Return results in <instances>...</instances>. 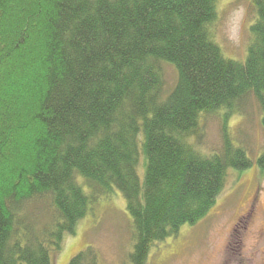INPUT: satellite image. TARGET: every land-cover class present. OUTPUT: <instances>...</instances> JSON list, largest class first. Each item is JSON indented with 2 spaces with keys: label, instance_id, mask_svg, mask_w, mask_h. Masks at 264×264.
I'll list each match as a JSON object with an SVG mask.
<instances>
[{
  "label": "trees",
  "instance_id": "16d2710c",
  "mask_svg": "<svg viewBox=\"0 0 264 264\" xmlns=\"http://www.w3.org/2000/svg\"><path fill=\"white\" fill-rule=\"evenodd\" d=\"M220 1L0 0V264H53L114 190L136 231L131 264H148L210 213L230 169L264 171L226 125L251 100L264 129V0L245 61L213 40ZM163 64L178 73L170 92ZM220 113L222 149L203 154L202 124Z\"/></svg>",
  "mask_w": 264,
  "mask_h": 264
},
{
  "label": "rangeland",
  "instance_id": "374dc122",
  "mask_svg": "<svg viewBox=\"0 0 264 264\" xmlns=\"http://www.w3.org/2000/svg\"><path fill=\"white\" fill-rule=\"evenodd\" d=\"M254 0H221L212 36L225 57L245 61L251 44L250 28L258 14ZM165 90L178 81L177 70L163 64ZM227 132L235 144L246 148L256 160L264 153V129L255 101H249L245 115L227 120ZM204 137L198 148L203 154L222 149V113L207 117ZM141 179L143 159L138 167ZM85 193L91 191L82 179ZM210 213L195 225H184L178 235L157 243L148 264H264V171L257 164L245 171L230 169L224 189ZM135 228L124 196L114 190L91 205L80 220L75 235H65L62 250L52 254L53 264H69L73 257L91 247L99 264H131ZM24 264V263H21Z\"/></svg>",
  "mask_w": 264,
  "mask_h": 264
}]
</instances>
